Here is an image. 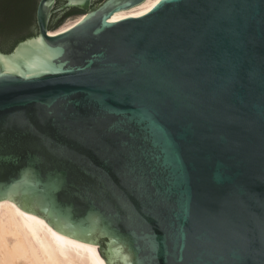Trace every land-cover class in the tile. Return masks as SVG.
<instances>
[{"label": "water", "instance_id": "obj_1", "mask_svg": "<svg viewBox=\"0 0 264 264\" xmlns=\"http://www.w3.org/2000/svg\"><path fill=\"white\" fill-rule=\"evenodd\" d=\"M0 51V200L106 264H264V0H104ZM64 19L59 21L58 27Z\"/></svg>", "mask_w": 264, "mask_h": 264}, {"label": "bare ground", "instance_id": "obj_2", "mask_svg": "<svg viewBox=\"0 0 264 264\" xmlns=\"http://www.w3.org/2000/svg\"><path fill=\"white\" fill-rule=\"evenodd\" d=\"M159 0H143L126 10L114 12L109 22L138 17ZM84 18L68 20L49 34L62 33ZM0 264H106L96 245L55 231L44 219L20 209L14 202L0 200Z\"/></svg>", "mask_w": 264, "mask_h": 264}, {"label": "flooded vegetation", "instance_id": "obj_3", "mask_svg": "<svg viewBox=\"0 0 264 264\" xmlns=\"http://www.w3.org/2000/svg\"><path fill=\"white\" fill-rule=\"evenodd\" d=\"M40 0H0V51L7 53L26 38L37 33L36 8ZM104 0H91L88 9L62 8L63 2L57 1L51 13L48 29L62 19L75 18L96 9ZM1 43H5L1 46Z\"/></svg>", "mask_w": 264, "mask_h": 264}, {"label": "rangeland", "instance_id": "obj_4", "mask_svg": "<svg viewBox=\"0 0 264 264\" xmlns=\"http://www.w3.org/2000/svg\"><path fill=\"white\" fill-rule=\"evenodd\" d=\"M102 1V0H101ZM72 18H68V19H65L58 27L55 28V30L59 29L61 26H63L68 20H70ZM54 30V31H55Z\"/></svg>", "mask_w": 264, "mask_h": 264}, {"label": "trees", "instance_id": "obj_5", "mask_svg": "<svg viewBox=\"0 0 264 264\" xmlns=\"http://www.w3.org/2000/svg\"><path fill=\"white\" fill-rule=\"evenodd\" d=\"M0 33H2L1 31H0ZM5 43H1V46H3Z\"/></svg>", "mask_w": 264, "mask_h": 264}, {"label": "snow or ice", "instance_id": "obj_6", "mask_svg": "<svg viewBox=\"0 0 264 264\" xmlns=\"http://www.w3.org/2000/svg\"><path fill=\"white\" fill-rule=\"evenodd\" d=\"M155 6V5H154Z\"/></svg>", "mask_w": 264, "mask_h": 264}]
</instances>
